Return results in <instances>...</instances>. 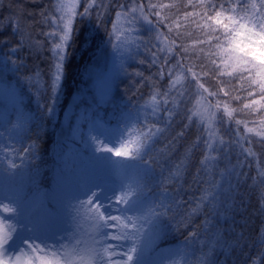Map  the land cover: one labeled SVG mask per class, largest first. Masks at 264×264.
<instances>
[{
    "label": "snow or ice",
    "instance_id": "1",
    "mask_svg": "<svg viewBox=\"0 0 264 264\" xmlns=\"http://www.w3.org/2000/svg\"><path fill=\"white\" fill-rule=\"evenodd\" d=\"M36 6L40 9L38 13L22 11L19 15L14 12L7 18L0 17L7 19L4 28H10L17 37L11 43L8 40L0 43L7 45L4 60L15 67L29 87L39 85L43 88L47 83L53 98L52 103L45 106L49 114L62 84L63 68L77 31L74 27L77 17L95 19L100 28H104L107 43L120 54V69L132 85L129 99L136 98L137 91L148 82L162 97L160 103L153 105L136 102L143 120L128 129L127 138L122 139L118 147H108L100 138L109 131L103 121H94L89 133L97 153H111L116 158L107 161L112 168L124 169L129 161L139 160L143 153H148L141 162L161 170L153 193L157 202L153 205L149 201L133 215H107L94 201L93 193L80 200L78 205L68 204L74 209L76 227L58 234V209L68 200L65 171L58 174L56 187L49 193L39 220H33L20 200L6 192L5 200L10 202L0 200V209L8 214H0V264H146L149 251L157 253L154 264H180L174 258L176 252L157 244L173 231L184 234L186 247L177 250L183 252L184 264H230V260H235L233 250L247 258L248 252L242 251L246 241L244 231L236 228V216L247 208L242 198L247 194L243 185L259 189L258 211L264 212V160L260 159L264 156V0H172L169 3L154 0H48ZM78 8L81 10L77 11ZM112 15L114 20L110 21L111 30H108L106 20ZM25 16L31 18L34 25L25 26L22 23ZM46 28L51 30L46 31ZM192 37L191 43L185 42ZM49 44L52 53L50 80L46 82L38 66L26 71V61L14 54L27 50L29 56L36 57L49 51ZM142 55L149 59L142 58ZM137 63L155 67L156 71L145 76L134 67ZM177 72L183 75L184 83L180 87H177ZM165 78L166 87L159 89L158 82ZM194 95L202 96L208 102V108L194 113L200 117L202 127L189 151L207 146L216 156L206 163L209 158L205 155L192 174L195 191L201 194L185 199L180 195L181 185L185 182L183 172L187 170L183 161L165 173L161 159L170 158L185 137L190 127L188 123H183L170 139L166 133L176 127L182 113L191 111L187 105ZM232 102H236L237 107L229 110ZM221 104L223 113L218 115ZM234 113L255 119H236ZM187 119L191 121L192 117ZM205 121L226 127L228 139H221L218 143L210 141L211 130ZM249 123L256 126L249 127ZM7 124L10 136H19L26 128L22 114L15 120L10 116ZM241 124L245 132L242 137L239 134ZM86 126L82 124L80 129ZM74 131H77L76 126ZM205 132L209 135L206 136ZM4 134L0 132V137ZM31 149L32 146L28 145L19 150L12 148V151L23 163L32 155ZM254 165L257 175L250 176L249 171ZM20 172L21 167L15 160L5 168L9 177ZM248 180H251L250 184ZM193 184H189L186 190H190ZM144 188L141 181L129 185L126 191L115 197L116 204L127 205L129 199ZM12 217L16 220L13 221ZM81 221L88 225L86 233L80 227ZM22 232L30 235L23 237L21 247L10 251L11 242ZM37 233L50 235L54 242L46 243ZM194 243L197 248L189 251ZM260 247L264 252V241ZM249 264H256V261L250 260Z\"/></svg>",
    "mask_w": 264,
    "mask_h": 264
},
{
    "label": "trees",
    "instance_id": "2",
    "mask_svg": "<svg viewBox=\"0 0 264 264\" xmlns=\"http://www.w3.org/2000/svg\"><path fill=\"white\" fill-rule=\"evenodd\" d=\"M47 2L48 0H0V17L7 18L12 16L14 12L19 15L22 11L38 13L40 9L36 5ZM154 2L169 3L172 0H154ZM80 10V8L77 9V11ZM15 18L13 16V20ZM112 20H114V15L107 17L105 26L108 30H111L110 21ZM22 23L25 26L34 25L33 20L27 16L24 17ZM6 24L7 19H0V41L8 40L11 43L17 37L10 28H4ZM74 27L77 29L76 35L69 48L70 55L63 68L62 84L54 98L53 111L50 114L45 106L51 104L53 98L48 92L47 83L43 88L39 85L29 87L15 67L4 60L7 45L0 43V132L5 133L3 137H0V155L8 165L12 160H15V163L21 167L20 174L9 177L5 173L7 166L0 162V197L7 187L16 188L14 197L20 200L23 208L33 220H39L43 215L49 193L56 187L58 174L62 170L65 171L68 176V200L65 206L58 209V234H64L76 227L74 209L68 204L78 205L80 200L87 199L88 194H83L81 191V181L85 176L90 174V176L100 180L116 181L121 185L122 192L126 191L129 185H135L137 181L144 182V190L135 193L129 199L127 205H122L127 215H133L139 212L149 201L153 205L157 202L156 197H153V193L158 186L161 171L159 168H150L141 162L146 159L147 152L142 154L141 159L129 161L124 169L112 168L111 164L107 162L110 158L99 155L90 142L87 141L85 136L87 128L99 110L103 111V116L107 122L117 123L123 128L126 139L128 129L134 124H140L143 120V117L139 114L138 104L153 105L160 103L162 97L157 94V89L153 88L151 83L148 82L140 87L136 98L129 99L132 85L120 69L122 61L119 53L116 60L118 66L115 68L112 77L107 81L116 52L108 45L104 28H100L95 19L89 17H77L74 21ZM45 30L51 29L46 28ZM34 32L35 27H33ZM40 39L43 40V37H40ZM144 39H147V36ZM192 39L194 37L187 38L185 42L191 43ZM48 48L49 51L36 57L29 56L27 50H22L14 55L26 61V71L38 66L42 71L44 80L47 82L50 80L51 44L48 45ZM141 51L143 54V48ZM142 58L149 59L147 55H142ZM128 63L132 62L128 61ZM134 67L143 72L145 76H151L156 71L155 67L149 68L147 64L137 63ZM129 71H132V69L130 68ZM176 75L178 78L177 87H180L184 83L183 75L180 72H177ZM40 83H43V81H40ZM158 84L159 89H163L167 85V79L159 81ZM205 86L208 87L209 85L206 83ZM212 103H215V100ZM187 107L191 111L186 114L182 113L181 118L177 120L176 127L166 133L170 139L183 123H188L190 127L185 137L177 145L170 158L163 160L157 157L164 164L165 173L174 164L183 161L187 170L183 172L185 182L181 185L180 195L184 196L185 199L189 196L201 194L195 191L196 185L192 182V174L200 166V162L205 159V155L209 158L206 163L211 162L212 157L216 156V153L207 146H201L199 149L192 148L189 151L192 143L200 135L198 129L202 127L200 117L194 115V113L206 110L208 102L202 96L194 95ZM236 107V102H232L229 105V110ZM223 109L224 106L221 104L217 114L223 113ZM19 114H22L26 121V128L19 136L15 134L10 136L7 133V121L10 116L15 120ZM188 116L192 117L191 121L187 119ZM233 116L242 120L255 119V117H245L236 113ZM224 119L226 122L228 121L227 115L224 116ZM82 124L87 126L81 130L80 126ZM205 124L211 130L210 141L218 143L221 139H228L225 134L226 127L222 128L214 121H205ZM74 126H76V132ZM248 126L255 127L256 125L249 123ZM232 127L235 128V125L233 124ZM239 134L241 137L245 135L243 124L239 127ZM205 135L208 136L209 133L205 132ZM28 145L32 146V155L25 158L22 163L21 159L17 158L16 153L12 151V148L19 150ZM159 146L158 144L157 147ZM245 146H247L246 142ZM256 150L259 155V149ZM236 151L239 152V148ZM66 152H69L67 158L70 164L69 168H66L68 163L63 161ZM20 155L23 156L24 154L20 153ZM153 155H156V153L154 152ZM260 159L264 160V156H260ZM86 161L88 162L86 163ZM235 162V158H233V163ZM244 170L249 171L247 168ZM249 175H257L255 165L249 171ZM248 183L250 184L251 180H248ZM189 184H193V187L186 190ZM86 186H88V193V191H91L93 184L87 182ZM204 187L208 186L205 185ZM243 188L247 192L242 197L247 208L243 213L236 216V228L238 231H244L246 241L242 251L248 252V257L245 258L241 252L233 250L232 256L235 260H230V264H249L250 260H255L256 264H264V252L260 247L261 242L264 241V231H262L264 212L258 211L260 207L258 202L259 189H249L247 184L243 185ZM39 192L42 193V201L34 206L36 195ZM241 216L243 219H241ZM11 219L15 221L16 217ZM80 227L83 228L85 233L89 230L87 223L84 221L80 222ZM52 242H54V239L47 235L46 243ZM157 244L164 249L176 252L174 258L180 261V264H184L183 252L177 251L186 247L184 234L173 231L162 242L157 241ZM249 245L252 246L249 248ZM196 248L197 245L194 243L189 251H194ZM11 249L12 245L9 250ZM196 255L198 256L199 253L197 252ZM156 258L157 253L155 251L147 252L146 264H154Z\"/></svg>",
    "mask_w": 264,
    "mask_h": 264
},
{
    "label": "rangeland",
    "instance_id": "3",
    "mask_svg": "<svg viewBox=\"0 0 264 264\" xmlns=\"http://www.w3.org/2000/svg\"><path fill=\"white\" fill-rule=\"evenodd\" d=\"M118 58V52L115 53V56L113 58L112 61V68L108 73V79L107 81L112 77L115 68L118 66L117 63L118 61H116ZM94 121H103L107 124V127L109 129V131L103 135H101V139H103L104 143L107 144L108 147H118L119 143L122 139H125V132L123 130V128H121L117 123H109L105 120L104 116H103V111L99 110L98 113L96 114V116L94 117V119L91 121L90 126L87 128L86 131V139L88 142H90L91 146L94 148L95 150V145L94 143L91 141L90 139V131L93 128V122ZM99 155L103 156V157H108L110 159H116L115 157H112L111 153H98ZM69 156V152H66V154L63 157V161L67 162L68 164L66 165V168H69L70 164L67 160ZM0 162L4 163V165H6L7 167L9 166L8 163L1 157L0 155ZM88 161H86L87 163ZM87 182H91L93 184L91 191L87 193L88 190V186H86ZM81 191L83 194H88L87 198L90 195H93V193L95 194L93 199L95 202H98L104 212L107 215H114V214H126L123 210L122 205H117L115 202V197L117 195H119L122 190H121V185L116 182V181H105V180H100L97 178H94L93 176L87 175L85 176L82 181H81ZM11 193L14 196V193L16 192V188L14 187H7L5 189L4 194L0 197V200H4L5 203L10 202L8 200H5V193ZM42 200V193L39 192L36 195V199L34 201V206H37ZM0 214L6 215L7 213H3L2 209H0ZM30 235V233L27 232H22L20 233V235L17 236V238L11 242L12 245V249L10 251H14L17 248L21 247V240L23 239V237ZM37 235H40V238L42 240H44L45 242L47 241V234H39L37 233ZM10 245V246H11Z\"/></svg>",
    "mask_w": 264,
    "mask_h": 264
},
{
    "label": "bare ground",
    "instance_id": "4",
    "mask_svg": "<svg viewBox=\"0 0 264 264\" xmlns=\"http://www.w3.org/2000/svg\"><path fill=\"white\" fill-rule=\"evenodd\" d=\"M90 126V125H89Z\"/></svg>",
    "mask_w": 264,
    "mask_h": 264
}]
</instances>
